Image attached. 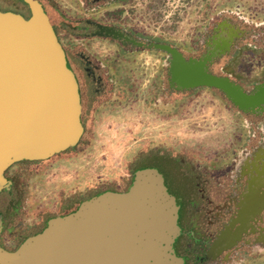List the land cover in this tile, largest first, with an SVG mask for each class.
<instances>
[{
	"label": "flooded vegetation",
	"instance_id": "1",
	"mask_svg": "<svg viewBox=\"0 0 264 264\" xmlns=\"http://www.w3.org/2000/svg\"><path fill=\"white\" fill-rule=\"evenodd\" d=\"M38 1L48 13L55 37L74 69L84 103L82 133L78 142L66 150L86 143L89 129L100 114L115 113L118 108L126 110L127 104L131 107L132 95L139 92L141 85L139 77L133 75L141 69L133 65L135 52L155 50L162 54L145 89L155 95L158 107L165 104V70L170 93L206 87L177 88L170 81L167 53L154 44L178 47L130 23L124 14L127 15V7L133 11L132 0H68L74 4L72 7L61 5L59 0ZM248 32L229 17H223L203 37L201 54L186 55L178 49L186 59L207 56L210 73L228 76L249 92L264 81V75L261 80L243 83L210 69L224 56L233 59L242 55L245 48L240 40ZM143 92L144 89L140 91ZM227 101L237 113L254 118L249 126L252 135L258 137L254 143L235 153L227 151L221 158L202 160L174 156L160 146L148 147L130 161L128 182L121 190L113 187L76 190L60 195L54 203L49 201L50 189H37L34 183L41 175V166H25L27 162L49 158L13 162L3 171L4 183L0 186V249L15 251L27 238L42 232L52 219L70 214L104 191H129L136 173L142 170L158 172L166 192L175 199L179 231L171 246L181 264H231L233 256L244 248L250 252L259 249L264 241V108L242 111Z\"/></svg>",
	"mask_w": 264,
	"mask_h": 264
},
{
	"label": "water",
	"instance_id": "2",
	"mask_svg": "<svg viewBox=\"0 0 264 264\" xmlns=\"http://www.w3.org/2000/svg\"><path fill=\"white\" fill-rule=\"evenodd\" d=\"M30 14L0 10V186L18 160H40L75 145L84 103L78 78L38 0H20ZM168 74L177 88L220 90L242 111L264 108V81L246 92L212 74L203 59H186L168 43ZM177 204L155 170L136 173L129 191H104L70 214L52 219L15 251L0 249V264H181L172 250Z\"/></svg>",
	"mask_w": 264,
	"mask_h": 264
},
{
	"label": "rangeland",
	"instance_id": "3",
	"mask_svg": "<svg viewBox=\"0 0 264 264\" xmlns=\"http://www.w3.org/2000/svg\"><path fill=\"white\" fill-rule=\"evenodd\" d=\"M59 2L66 7L74 5L68 0ZM132 5L133 11L127 7V15L124 14L130 23L173 43L186 55L201 54L203 37L219 20L229 17L249 31L240 40L245 50L233 59L220 58L211 71L243 83L263 78L264 0H132ZM0 8L29 12L20 0H0ZM133 55V65L141 67L133 75L139 77L141 85L139 92L132 95L131 107L127 104L126 110L118 108L115 113L106 111L96 117L85 144L47 160L25 163L28 167L41 166V175L34 183L37 189H50L49 201L55 203L60 195L76 190H121L128 182L130 161L148 147L160 146L171 155L202 160L221 158L227 151L238 152L258 138L249 128L254 118L237 113L220 91L200 87L191 92L170 93L167 70L165 104L156 106L155 95L145 89L162 54L143 50ZM232 259L231 264H264V241L259 249L250 252L244 248Z\"/></svg>",
	"mask_w": 264,
	"mask_h": 264
},
{
	"label": "trees",
	"instance_id": "4",
	"mask_svg": "<svg viewBox=\"0 0 264 264\" xmlns=\"http://www.w3.org/2000/svg\"><path fill=\"white\" fill-rule=\"evenodd\" d=\"M19 1V0H18ZM21 2V1H20ZM25 4V3H24ZM25 6L27 7V5L25 4ZM28 8V7H27ZM5 10H13V9H3L2 11H5ZM29 10V9H28ZM15 12H21V11H18V10H13ZM30 14V12H28V14H26V16H28Z\"/></svg>",
	"mask_w": 264,
	"mask_h": 264
}]
</instances>
